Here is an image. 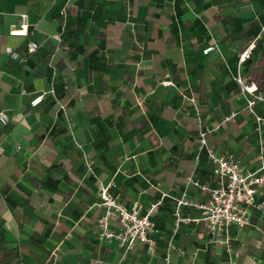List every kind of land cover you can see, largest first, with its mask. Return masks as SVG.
Here are the masks:
<instances>
[{
    "label": "crops",
    "instance_id": "obj_1",
    "mask_svg": "<svg viewBox=\"0 0 264 264\" xmlns=\"http://www.w3.org/2000/svg\"><path fill=\"white\" fill-rule=\"evenodd\" d=\"M263 2L0 0V112L9 117L0 124V224L6 248L21 250L19 264H164L171 238V264H264V185L250 225L232 230L237 257L211 243L201 224L175 230L167 197L152 217L153 253L136 243L123 255L97 240L101 187L146 211L163 194L179 197L191 174L214 186L204 152L196 163L200 123L218 127L207 136L216 154L258 168L255 120L233 76L264 97L256 83L264 58L251 54L264 47ZM21 15L26 34L10 35ZM254 111L264 117V102ZM187 194L208 200L192 185ZM180 215L199 212L184 207Z\"/></svg>",
    "mask_w": 264,
    "mask_h": 264
},
{
    "label": "built area",
    "instance_id": "obj_2",
    "mask_svg": "<svg viewBox=\"0 0 264 264\" xmlns=\"http://www.w3.org/2000/svg\"><path fill=\"white\" fill-rule=\"evenodd\" d=\"M60 15L63 20L61 29L63 30L66 18L64 8L61 9ZM26 27V16L21 15L19 28H13L10 35H24L26 34ZM60 35L61 33L54 34L52 38L60 43ZM26 47L27 52L32 54L37 51L38 44L31 41L27 43ZM213 50H215L214 46L204 49L203 52L208 54ZM6 52L11 54V49L8 48ZM249 53L250 49H246L240 55V60L245 59ZM233 80L245 96L247 108L255 120V131L259 140L260 163L258 168L247 171L244 170L233 154H216L208 145L207 136L218 127H206L199 122L196 163H198L201 153L204 152L212 165L214 186L210 187L200 183L195 179L194 174H191L186 178L185 188L179 197L163 194L146 211H143V207L138 201H134L130 205L119 203L108 193L107 187H101L99 197L104 213L97 221V240L99 242L116 243L117 247L123 251V255L136 243L143 244L150 253H153L156 248L155 235L157 229L152 217L157 212L163 198L167 197L175 204V230L181 223L201 224L211 243L221 247L227 256H238L233 246L232 230H240L250 225L251 209H260L256 200L257 191L264 185V147L262 143L264 117L254 111L255 103L264 102V97L257 94L256 87L252 83L246 84L239 73L233 76ZM167 85H171V83L168 82ZM185 98L193 105L195 104L192 97ZM42 99V95L35 97L31 100L30 105L35 107ZM8 122L7 114L0 112V124L6 125ZM191 185L206 193L208 200L205 203L194 202L188 197V187ZM184 207L197 210L199 216L195 218L181 217L180 212ZM172 249H174L173 238L168 242L163 259L164 264H171L169 252Z\"/></svg>",
    "mask_w": 264,
    "mask_h": 264
},
{
    "label": "trees",
    "instance_id": "obj_3",
    "mask_svg": "<svg viewBox=\"0 0 264 264\" xmlns=\"http://www.w3.org/2000/svg\"><path fill=\"white\" fill-rule=\"evenodd\" d=\"M264 4V2H263ZM261 51V55L264 58V47H260L256 45L255 48L252 50L251 54L256 53L257 51ZM261 63H264V59H260ZM264 68V67H263ZM256 83L258 86V91L261 93L264 91V72L257 77ZM31 243L34 245L36 242H41V240H36V236L31 237ZM7 244V234L5 229L0 224V264H19L21 260V250L18 246L14 248H6Z\"/></svg>",
    "mask_w": 264,
    "mask_h": 264
}]
</instances>
